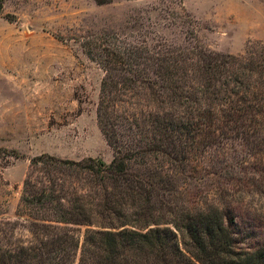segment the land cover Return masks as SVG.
<instances>
[{"label": "trees", "instance_id": "obj_1", "mask_svg": "<svg viewBox=\"0 0 264 264\" xmlns=\"http://www.w3.org/2000/svg\"><path fill=\"white\" fill-rule=\"evenodd\" d=\"M95 50L114 158L34 157L0 264H264L237 222L264 203V45Z\"/></svg>", "mask_w": 264, "mask_h": 264}, {"label": "rangeland", "instance_id": "obj_2", "mask_svg": "<svg viewBox=\"0 0 264 264\" xmlns=\"http://www.w3.org/2000/svg\"><path fill=\"white\" fill-rule=\"evenodd\" d=\"M255 44L264 45V0H3L0 254L13 246L12 223L28 217L21 204L34 157L114 158L98 122L105 69L88 52L108 45L242 54ZM184 186L195 198L196 184ZM256 201L237 218L250 246L264 242V203Z\"/></svg>", "mask_w": 264, "mask_h": 264}]
</instances>
